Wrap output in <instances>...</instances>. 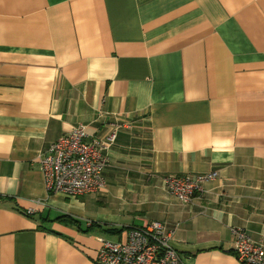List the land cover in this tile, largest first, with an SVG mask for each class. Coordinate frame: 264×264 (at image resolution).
Returning <instances> with one entry per match:
<instances>
[{
    "label": "crops",
    "instance_id": "obj_1",
    "mask_svg": "<svg viewBox=\"0 0 264 264\" xmlns=\"http://www.w3.org/2000/svg\"><path fill=\"white\" fill-rule=\"evenodd\" d=\"M78 125L117 137L71 197L40 160ZM154 220L187 264H241L233 228L264 248V0H0V264H97Z\"/></svg>",
    "mask_w": 264,
    "mask_h": 264
},
{
    "label": "built area",
    "instance_id": "obj_2",
    "mask_svg": "<svg viewBox=\"0 0 264 264\" xmlns=\"http://www.w3.org/2000/svg\"><path fill=\"white\" fill-rule=\"evenodd\" d=\"M117 134L108 142L89 139L84 126H76L69 134L53 142L41 157V166L49 190L77 197L97 192L105 187V167L108 158L103 151L112 145ZM218 172L204 175L166 176L165 186L181 201H191L203 190L206 180L215 179ZM236 236L234 251L241 264H264V248L255 244L243 228H233ZM175 231L159 220L131 228L124 240L98 238L100 248L97 264H187L172 246Z\"/></svg>",
    "mask_w": 264,
    "mask_h": 264
}]
</instances>
